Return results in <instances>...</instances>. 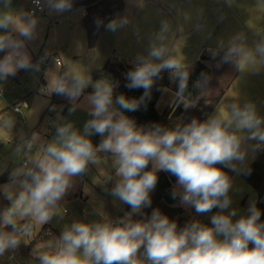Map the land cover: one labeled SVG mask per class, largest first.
I'll list each match as a JSON object with an SVG mask.
<instances>
[{
  "label": "clouds",
  "instance_id": "1",
  "mask_svg": "<svg viewBox=\"0 0 264 264\" xmlns=\"http://www.w3.org/2000/svg\"><path fill=\"white\" fill-rule=\"evenodd\" d=\"M34 2L40 5V0ZM44 5L60 14L71 12L74 0H44ZM130 23L127 14H118L105 29L116 33ZM102 24L103 18L97 17V29ZM36 27L32 12L21 17L11 0H0V81L33 69L25 41L34 38ZM166 31L163 24L147 53L136 55L124 74L127 89L143 90L139 97L116 94L119 84L107 78L97 80L85 94L89 80L79 72L70 80L57 78L52 83L51 92L70 101L84 95L90 118L82 129L72 121L58 125L54 138L29 159L31 167L13 172L11 184L0 189L9 202L0 209V229H4L0 230V255L18 246L19 229L27 231L33 222L47 223L72 178L84 175L91 164L102 177L104 191L129 210L115 221L71 223L56 247L40 254V264H264L262 210L255 199L243 212L232 207L233 178L224 170L250 175L249 161L264 151V115L257 105L234 98L204 120L192 118L169 126L138 125L126 115L147 108L154 84L165 71L176 83L177 107H194L184 95L190 73L180 58L169 53ZM256 51L264 54V48ZM233 54L240 55L241 68L253 59L251 51L233 45L223 62H231ZM202 80L207 83L206 77ZM93 136L101 137L98 144ZM108 162L110 167H101ZM160 172L176 178L171 197L178 199L180 207L193 209L197 216L217 210L209 223L192 218L179 226L158 207L145 213L152 207L151 193ZM12 185L19 190L12 191Z\"/></svg>",
  "mask_w": 264,
  "mask_h": 264
},
{
  "label": "crops",
  "instance_id": "2",
  "mask_svg": "<svg viewBox=\"0 0 264 264\" xmlns=\"http://www.w3.org/2000/svg\"><path fill=\"white\" fill-rule=\"evenodd\" d=\"M42 1L44 5V0ZM123 1V9L116 15L127 14L131 23L116 33L102 28L92 46L89 45L88 32L84 25L87 12L85 5L75 6L71 12L60 14L51 12L44 5L43 10L33 14L37 19V27L34 38L25 41V47L32 61L34 60V67L20 75L9 77L3 82L6 89L1 87L0 90L14 96V103L19 99L30 100L28 102L37 109L45 108L43 115L49 113L51 118L49 117L46 131L36 129L35 135H31L38 141L39 149L54 138L58 125L72 121L82 129L85 120L90 118L84 95L76 101H70L64 96H60L59 100H52L51 85L60 78L62 70L68 80L77 72L83 73L89 80V87L84 93H90L91 85L100 80V77L95 78L96 70L102 68L108 60L122 59L132 63L136 55L146 54L150 41L160 32L163 24L167 25L164 44L169 53L180 58L186 66L201 60L203 55L211 58L203 59L210 67L207 81L214 71L219 70L218 67H223L226 73L228 65L234 64L230 79L223 86L224 93L209 116L234 98H238L241 103L254 102L260 114L264 115V54L256 51L258 47L264 48V0ZM31 6L32 0H11V7L21 17L29 12ZM81 9L84 11H80ZM233 45L253 53V59L246 62L243 68L240 67L241 57L238 54H233L231 62H223L225 53ZM206 48H211L212 52H206ZM57 56L61 58V63L55 60ZM168 89L173 92L171 101L159 109V100ZM174 94L175 90L171 86L166 87L156 103L157 109L162 111L172 104L175 100ZM73 108L74 111L71 110ZM40 136L42 139L39 141ZM93 138L94 136L92 140ZM18 143L14 142L11 150ZM259 154L260 152L256 153L249 165ZM101 167H110V162L102 164ZM12 173H8L11 179L5 181V185L11 184ZM232 178V207L243 212L249 200L257 201L258 191L245 179L243 173L238 175L233 172ZM101 180L96 167L88 168L82 176L73 177L71 186L58 202L51 219L44 224L33 222L29 230L23 231L26 241L39 237L32 246L33 255L39 256L45 251H52L63 230L75 221L92 223L102 218L117 219L129 210L127 205L114 201L104 191L100 185ZM111 186L108 185L109 188ZM18 190V185H12V191ZM176 205L179 206L178 199ZM183 211L189 219L202 217V222L209 223L210 216L217 210L201 216H197L190 208H183ZM47 229L52 230V233L47 234Z\"/></svg>",
  "mask_w": 264,
  "mask_h": 264
},
{
  "label": "trees",
  "instance_id": "3",
  "mask_svg": "<svg viewBox=\"0 0 264 264\" xmlns=\"http://www.w3.org/2000/svg\"><path fill=\"white\" fill-rule=\"evenodd\" d=\"M85 5L87 12L84 17V25L87 28L89 45L92 46L102 28L105 27L107 22L115 17L124 7L123 0H74V6ZM97 17L103 18L104 24L97 29L95 20ZM3 53H0L2 56ZM203 59H211L203 55L201 60H197L193 65L187 66L190 73L188 88L184 93L187 101L194 105V107L184 108L183 105L177 107L176 99L172 104L167 105L162 111L156 107V103L161 96L163 90L171 86L176 91V83L169 79L167 71L162 73V79L154 84L152 90V99L148 102L147 108L141 109L137 112L126 113V115L134 118L138 125L149 123H161L165 126L174 125L178 122H188L192 118L200 120L206 119L210 112L214 109L219 99L224 93L225 87H220L216 93L206 95L204 93L203 77H208L210 67ZM34 63V60L32 61ZM132 63L127 60H108L106 64L95 71V78H99L103 74H110L118 81L119 87L115 89L116 94L124 93L129 97H139L143 90H129L124 85L126 83L124 74L130 69ZM24 71H18L16 75L22 74ZM60 78L66 79L65 71L62 70ZM198 85V86H197ZM92 90V88H89ZM60 96L55 93L52 95V100H59ZM101 137L94 136L93 143L98 144ZM151 167V165H149ZM251 174H243L245 179L251 183L258 191L257 206L262 210L261 220H264V151H261L258 157L249 165ZM232 177L233 172L224 169ZM159 181L152 195V207L145 209V213L150 214L152 208H160L161 211L167 214L170 218L177 220L179 226H183L190 219L185 215L183 208L176 205V200L171 197V190L173 188L176 178L168 173H158ZM11 179L5 171L0 174V184ZM8 201L4 199L2 191H0V209L8 206ZM4 230V229H0ZM11 231V229H6ZM24 229L18 230L17 235L20 237V242L16 248H10L0 255V264H40L39 256L32 254L31 249L33 244L39 239L38 236L30 241H26L23 237Z\"/></svg>",
  "mask_w": 264,
  "mask_h": 264
},
{
  "label": "rangeland",
  "instance_id": "4",
  "mask_svg": "<svg viewBox=\"0 0 264 264\" xmlns=\"http://www.w3.org/2000/svg\"><path fill=\"white\" fill-rule=\"evenodd\" d=\"M218 71H214V74L210 77L207 83H204V93L206 95L216 93L220 87L226 85L230 79V74L234 69V64L230 63L228 65V70L225 73V69L218 67ZM215 70V69H214ZM218 73V74H217ZM4 81H0V89H6L3 86ZM173 92L167 90L164 95L160 98L158 107L162 109L165 103L171 101ZM29 99V98H28ZM22 100V99H19ZM30 101V100H28ZM27 101V102H28ZM17 102L14 103V96L11 94H5V90H0V174L3 172L11 173L19 171L21 168L26 166L24 160L29 161V159L39 150L37 146L38 141L34 140L36 129H41L43 132L49 126L48 121L50 120V115L46 112L43 115V109H37L33 104L22 108V112L14 111L13 107ZM50 117V118H49ZM39 141L42 136L38 137ZM28 140L25 150L21 154L18 161H12L10 158L11 146L14 142H21L23 140ZM101 159H104L102 156ZM29 165V163H28ZM94 165H89V168L93 169ZM1 188L5 185V182L1 183Z\"/></svg>",
  "mask_w": 264,
  "mask_h": 264
},
{
  "label": "built area",
  "instance_id": "5",
  "mask_svg": "<svg viewBox=\"0 0 264 264\" xmlns=\"http://www.w3.org/2000/svg\"><path fill=\"white\" fill-rule=\"evenodd\" d=\"M41 6H44L42 0H40V5H37V4L34 2V0H32V6H31L29 12H32L33 14H35V13H37L39 10H41ZM205 51L208 52V53H209V52H212L211 48H206ZM55 60L57 61V63H61V62H62V60H61V58H60L59 56L55 57ZM118 60H122V59H118ZM105 78H107V79H111L114 83H118V81H117L116 79H114V78H113L110 74H108V73H107V74H103L102 76H100V79H105ZM172 82L174 83L175 81L172 80ZM27 106H28V102H27V100H26V99H22V100H19V101L14 105L13 109H14L16 112H22V108H23V107H27ZM54 120H55V119H54ZM24 164H25L26 166H28V163H27L26 160H24ZM198 219L201 220V221H203V218H202V217H199ZM115 220H116V219H112V221H115ZM46 233H47V234H50V233H52V230L47 229V230H46Z\"/></svg>",
  "mask_w": 264,
  "mask_h": 264
},
{
  "label": "water",
  "instance_id": "6",
  "mask_svg": "<svg viewBox=\"0 0 264 264\" xmlns=\"http://www.w3.org/2000/svg\"><path fill=\"white\" fill-rule=\"evenodd\" d=\"M28 143V140H23L21 142H19L11 151H10V158L12 161H18L21 154L23 153V151L25 150V147Z\"/></svg>",
  "mask_w": 264,
  "mask_h": 264
}]
</instances>
